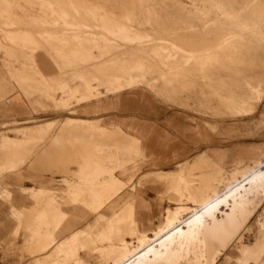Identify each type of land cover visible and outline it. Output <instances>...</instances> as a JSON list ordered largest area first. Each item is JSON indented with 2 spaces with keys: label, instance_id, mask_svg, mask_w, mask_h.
Returning a JSON list of instances; mask_svg holds the SVG:
<instances>
[{
  "label": "rangeland",
  "instance_id": "rangeland-1",
  "mask_svg": "<svg viewBox=\"0 0 264 264\" xmlns=\"http://www.w3.org/2000/svg\"><path fill=\"white\" fill-rule=\"evenodd\" d=\"M145 1L146 3H144V0H139V2L138 0H0L1 77L7 72L10 80L12 78L13 80L11 81H16L19 88H23L25 91L33 90L25 75L18 78V73L16 74L12 71V64L19 65L24 74L30 78H35L41 75L37 73L34 56L39 51H51V58L57 65H59L60 59H64L66 60L65 63H69L67 66L61 67L63 70H67L69 74L80 72L82 69L91 66V69L85 74L78 73L73 79L72 82H79L78 86L74 87L76 89H78L83 80L91 81V86L97 88L93 92L96 97H101V100H113L115 96L109 93L119 91L121 93L134 88L130 92L135 91L137 95L145 93L154 96L170 113L184 112L188 114V123L193 124L195 127L191 132L196 135L204 132L206 134V140L208 138L212 139V137L220 138L222 149L230 143H237L238 150L264 148V0H252V2L250 0ZM155 2L156 4H154ZM241 3L244 4L242 5ZM257 9L259 12H257ZM260 10L263 11L260 13ZM92 15H95V17ZM115 15L117 16L115 17ZM106 20L109 22H106ZM105 26L109 30L105 29ZM110 28H114L115 30L113 29V32H111L112 29ZM119 28H122L123 33H126L125 35L127 36L121 33ZM18 32L19 34H22L20 32L28 34V40L30 41H22L16 38ZM90 36L91 38H87ZM119 36L120 38H118ZM142 37L145 38L142 39ZM92 38H94L93 40L95 42L97 41L100 49L90 47V50L84 52L87 54H81L82 52L77 53L78 49L86 44L92 43ZM136 41L137 43H135ZM139 42L141 43L139 44ZM136 46L140 49L142 48L140 52L136 51ZM73 52L77 54L75 53L76 55H74ZM185 53L189 54L186 55ZM140 54L142 55L139 56ZM65 56L68 59H65ZM190 57L194 60H191ZM73 63L75 65H72ZM76 64L78 65L76 66ZM104 65L107 67L111 66L112 73L96 72L97 69L101 70ZM97 77L99 79L94 80ZM66 84L62 85L59 90L65 93L66 97L69 95L70 99H73L70 104L71 106L74 101L80 104L82 101L88 100V92L84 88H81L77 95L72 94L71 96L69 92L70 87ZM252 86L254 89L250 90ZM102 92L104 93L103 95L100 94ZM16 94L21 97L23 105H26L25 110H20L14 106L11 111L6 112L4 111V102H0V208H6V213L0 215V233L4 237L3 240H6L4 242L0 240V264H32L36 256V254H31L27 248L25 242L27 235L25 233L19 236L12 234L14 220L10 214L18 221V226L14 230V234L17 235L21 230L22 215L19 211L15 210L17 207L12 197V195H18L16 190L20 188L12 184L4 185L3 179L8 172L20 168L22 153L18 154L17 151L19 149L15 148L14 145H10L12 147H1L3 138L5 136L18 138V136L24 134L26 137L25 140H28V132L32 135L31 137L34 139L28 142V147L23 151L26 163L22 166V172L26 177L22 182V186L27 188L39 187L38 183L27 177L29 173H34L27 168L30 160L33 158L32 154L36 153L38 149L42 150L52 144L51 135L49 134L46 138L45 135L54 128L55 123L48 124L45 131L42 130L44 127H41L39 130H34L33 134L28 129L21 131L20 127L53 119L62 120L67 116L101 119L100 124L107 126L108 122L109 124L116 122L117 115H133L136 111L134 107H126L123 104L122 106L104 109L97 114H86L81 110L76 115H71L67 112L57 110L55 107L47 111L39 109L35 112L29 106V99L20 91L16 90L13 94L7 95L6 101L12 99V96ZM78 95L81 97L77 98ZM91 98L94 99L95 97ZM60 105L63 110H69L71 107L65 106L63 100L60 102ZM27 121L31 122L24 123ZM232 123L233 125H231ZM65 125L69 127V125L74 124H71L67 120ZM68 127H65L67 131L71 129ZM120 135H122L121 132ZM118 138L119 136L113 135L110 138H104V141L114 143L118 141ZM133 142L135 143V140ZM245 142H256L260 144L245 146ZM54 143L55 145L60 144L59 141ZM22 146L20 151L24 149V143ZM206 152L208 153V151ZM56 153L58 157L67 156V153H64L62 150ZM198 155L200 154H196L183 162L178 161L168 171L180 170L185 166V162L188 164L193 162ZM12 157L13 159H11ZM27 157L29 158L27 159ZM132 157L134 159L127 166L130 170H126L130 175H134L132 183L126 186L120 185V191L117 188H111L112 178L116 175L115 169L106 171L100 169L97 174L91 172L83 179L78 175L77 178L81 181L80 186L85 188L86 191H90L91 189L96 191L98 188H103L106 190L107 196L100 193L102 195V201L92 206L88 202V197L87 200H85L86 196L82 198V201L75 200L72 192V202L75 204H84L92 212H99L100 207L104 208L107 202L111 203L120 198L121 195L117 197L118 194L126 188L123 193L130 196L124 205L122 199L118 205L115 202L113 203L114 206H111L110 211L114 217L109 220V226L111 220L120 215L127 206L133 204L134 200L132 199L134 198L142 218H146L148 217L147 215L151 214V226L155 227L160 223L165 208L171 207L169 209L175 210L177 207L188 206L191 209L180 214L181 219H187L191 216V212L197 209L187 205V202L194 203L198 207L196 196L202 198L208 193L222 192L229 185L241 186L247 184L251 178L249 175L253 171L255 164L264 162V160H256L252 164L237 167L231 173L216 165L210 170L203 168L196 169L194 173L199 175L195 177L199 179L197 183L203 186L200 187L201 189L195 191L193 188V184L196 183L195 179L189 181L183 173L178 175L152 173L145 176L155 169L146 167L147 159L142 156L136 154ZM6 159L9 160L6 161ZM122 167V164H120V168ZM71 169L72 173H70L74 174V170H78L79 168L77 165L71 164ZM191 172H193L192 169H190ZM36 173L41 175L44 181L48 182L42 186L51 188L58 194H62V191L67 189V185L63 181L64 178L59 172H55L56 176L53 178L50 175L51 172L42 169ZM45 174H49V176H44ZM201 175H203V178L200 177ZM103 176H107L108 179L106 178L102 181ZM71 178H75V176ZM122 178L127 180L130 177L127 175ZM181 178L183 179L181 180ZM170 181L176 183V190L174 191L180 197L179 202L170 199L172 193L168 190L167 184L164 183ZM214 184L219 188L215 187ZM205 185L209 186V188L207 187V189ZM248 187L249 185H247ZM204 189L206 190L202 193ZM40 195L41 197L43 196L42 192ZM243 195L249 204L248 209H256V212L251 216L239 236V238L242 237L244 243H240L239 240L233 241L225 255L220 256L218 264H240L237 258L241 256V249H244V244L254 246L259 251L264 250V186L253 187ZM23 197V206L30 208V210L35 208L37 204L30 199L28 193L23 191ZM34 197L38 200L37 195H34ZM8 208L10 209V213H8ZM222 209L225 210L226 207H222ZM168 210L165 215V223ZM105 214L110 215V212L107 210ZM26 216L27 213H25ZM65 219L66 216L62 217L60 214L54 216L53 228L56 232L62 228V223ZM82 221L83 223L79 224V228H87V223H93L95 217ZM42 224V222H39L36 223V226L41 229L43 228ZM178 225L180 227L184 226L182 223H178L176 226ZM164 226L162 225L159 228ZM28 228L32 231L31 226ZM130 235L133 238H137V243L133 241L127 245L125 242L122 243L120 239L102 241L99 237L98 243H93V250L103 255V257L94 259L95 262L97 264H134L137 258L136 256L131 259L127 258L134 255V248L138 245V236L133 235V233H130ZM126 237L127 235L124 233L121 238L125 239ZM148 237L153 238L149 235ZM181 241L179 240L176 245V249L182 253V258L177 264H207L205 261L206 258L204 256L200 257L202 250L199 245L192 247V252L187 254L185 245H181ZM90 243V241L84 240L82 244L79 243V246L77 245L78 248L74 249H88ZM102 243L108 244V247L105 248L108 252H102L100 246L96 245ZM80 244L82 245L81 247ZM122 244H126V250H124L126 253L120 257L114 256L115 251L123 249ZM68 245L70 249H73L71 247L72 241ZM65 248V245L60 247L61 250ZM228 254L231 258L229 260L226 258ZM261 259L264 260V253H262ZM53 260H57L58 263L56 264H63L61 258L46 259L48 262H53ZM71 260L73 258L67 259V261ZM48 262H37V264H47Z\"/></svg>",
  "mask_w": 264,
  "mask_h": 264
},
{
  "label": "crops",
  "instance_id": "crops-1",
  "mask_svg": "<svg viewBox=\"0 0 264 264\" xmlns=\"http://www.w3.org/2000/svg\"><path fill=\"white\" fill-rule=\"evenodd\" d=\"M50 52L51 51L45 50L39 51L34 56L37 73L41 75L35 78L28 77V75L22 72L19 65L12 64V71L16 74L18 73V78L25 75L33 90L25 91L23 88H19L16 81H11L13 80L12 78L10 80V76L7 72L3 77L0 75V102L2 101L5 104L4 111H11L14 106L18 107L20 110L26 109V105H23L21 97L18 94L12 96V99L6 101L7 95L13 94L16 90L20 91L29 99V106H31L32 110L35 112L39 109L47 111L48 109L55 107V109L67 112L71 115H76L81 110L86 114H97L104 109L122 106L123 104L126 107H134L136 111L133 115H117L116 122L110 123L111 125L108 122V125L110 126L101 125V119L67 116L62 120L53 119L30 126L20 127L21 131L28 129L31 130V134H33L34 130H39L41 127H44L42 130L45 131L48 124L55 123L54 128L45 135V138L49 134L51 135L52 144L42 150L38 149L36 153L32 154L33 158L28 164L27 169L34 173H29L27 177L38 183L39 187L27 188L22 186V182L26 177L22 172V166L26 163L23 151L28 147V142L34 139L29 132L27 135L28 140H25L26 137L24 134L18 136L20 139L15 138L16 141L24 143V149L18 153H22L20 168L8 172L3 179L4 185L12 184L17 188H20L16 190L18 195H12V197L14 198L17 207L15 210L19 211L22 215L21 230L17 235L14 234V230L18 226V221L10 214L14 220L12 234L19 236L22 233H25L27 235L25 240L27 248L30 250L31 254H36L34 257L35 260L32 264H37V262H48L46 261L48 258H61L63 264H97L94 259L101 258L103 255L93 250V243H98L99 237L102 241H114L120 239L122 243L125 242L129 245L133 241L137 243V238H133L130 235L134 230L142 235L148 234L149 236L154 237V234L159 230V227L165 225L166 211L171 207L164 209L160 223L155 227H152L151 214L147 215L148 217L146 218H142L137 209V205L135 204V199L133 198V204L127 206L120 215L111 220L109 226V220L114 217L110 211L111 206H114L113 203L115 202L116 205H118L122 199L124 205L130 196L123 193L126 188L118 194L117 197L121 196L116 199V201L111 203L107 202L104 208L100 207L99 212H92L91 209L84 204L73 203L71 199L72 192L75 200L82 201V198L86 196L85 200H87L88 197L89 204L93 206L102 201V195L100 193L107 196L106 190L98 188L96 191L94 189L86 191L85 188L80 186L81 181L77 178L78 175L83 179L91 172L97 174L100 169L103 171L115 169L116 175L113 176L110 186L111 188H117L120 191V185L126 186L133 181L134 175H130L126 170H130L127 166L128 163L134 159L132 156L138 154L147 159L146 167L155 169L153 172H149L145 176L152 173H170L173 175L183 173L185 178L189 181L191 179L196 180V183L193 184V188L197 191L199 187H202L203 185L197 183L199 182V179L195 177L199 175L194 173V170L196 169L203 168L210 170L216 165L231 173L239 166L252 164L256 160H264V148H246L238 150L237 143H230L227 147L222 149L220 138L212 137V139L208 138V140H206V134L204 132L199 135L194 134L191 131H193L195 127L193 124L188 123V114L184 112L170 113L154 96L145 93L137 95L135 91L130 92V90H133L134 88L121 93L120 91L118 93H109L110 95L115 96L113 97V100H101V97L95 96V98L93 97L94 99L91 98L92 100L82 101L80 104L74 101L71 106L70 104L73 99H70L69 95L66 97V94L61 92L59 88L68 83L66 85L70 87L69 89L75 91L76 88L74 87L78 86L79 82H72L73 79L78 73L85 74L91 69V66L89 65V68H84L80 72L69 74L67 70L61 68L67 66L68 63H65L64 59H60L59 65H57L52 60ZM96 55L98 54L96 53ZM72 65H75V63ZM100 94L103 95L104 93L102 92ZM80 97V95L77 96V98ZM62 100L66 101L63 102L65 106H71L69 110L61 109L60 102H62ZM67 120L79 123L69 125L68 127L65 125ZM30 122L31 121H27L24 123ZM231 125H233V123ZM65 127L71 129L67 131ZM120 132L122 135H120ZM113 135L119 136L118 141L114 143L104 141V138H110ZM5 137L9 138V136ZM10 139L14 140L12 137H10ZM133 140H135V143ZM56 141H59L60 144L55 145L54 142ZM259 144L260 143L256 142L244 143L245 146ZM61 150L64 153H67V156L58 157L56 152H61ZM206 151H208V153ZM196 154L200 155L189 164L185 162V166L180 170L168 171L178 161H186ZM13 157L11 159H13ZM28 158L29 157H27V159ZM8 160L9 159H6V161ZM71 164H75L79 168L78 170H74V174H71ZM120 164H122V168H120ZM229 164L230 166H228ZM41 169L51 172L50 175L52 178L56 176L55 172L62 174L61 176L64 178L63 181L66 183L67 189L63 190L62 194H58L55 190L42 186L48 182L44 181L41 175L36 173ZM190 169H192L193 172L190 173ZM119 171L120 173L118 174ZM127 175H129L130 178L124 180L122 177ZM203 175L200 177L203 178ZM44 176H49V174H45ZM74 176L75 178H71ZM106 178L108 179L107 176H103L102 181ZM164 183L167 184L168 190L172 193L170 199L179 202L180 197L174 191L176 190V183L174 181ZM215 187L219 188L217 185H215ZM23 191L28 193L30 199L37 204L35 205V208L30 210V208L23 206ZM41 192L43 194L42 197L40 195ZM34 195L38 196V200L35 199ZM186 204L192 208H197L194 203L187 202ZM87 206L89 205L87 204ZM178 208L179 207L175 210L169 209L166 220L169 217V213L176 211ZM8 210V213H10L9 208ZM107 210L110 212V215L105 214ZM5 213L6 208H0V215H4ZM25 213H27L26 217ZM57 214H60L62 217L66 216V219L62 223V228L56 232L53 228V220L54 216ZM129 216H132L131 221ZM91 217H95L93 223L90 224V222H88L87 228H79V224L83 223L82 220L86 221ZM115 220L117 222H115ZM39 222L43 223V228L41 229L36 226V223ZM128 223L129 225H127ZM29 226H31L32 231L29 230ZM113 228H115L116 231L113 230ZM113 232L117 233L115 234ZM118 232L122 233V235L125 233L127 237L125 239L121 238L122 235ZM3 238L4 237H2V234L0 233V240L3 242L6 241L5 239L3 240ZM84 240L91 242L89 248H79L78 250H75L74 248H78L77 245L79 246V243L82 244ZM71 241V247H73V249H70L68 245ZM81 244L80 247L82 246ZM62 245L66 246L64 250L60 249ZM96 245L100 246L102 252H108L107 249L105 250V248L108 247L107 243ZM122 246L123 249L115 251L114 256L120 257L123 255L122 253L125 252L124 250L126 248L124 244H122ZM227 251L228 249L226 252ZM243 252V249H241V256L237 258V261L240 264H244ZM225 253L220 256L225 255ZM220 256L215 264H218ZM69 258H73V260L67 261ZM226 258L228 260L231 259L229 254L226 255ZM77 259L79 260L77 261ZM56 263H58L57 260H53V262H48L47 264ZM247 264H264V260L260 259L257 263L250 262Z\"/></svg>",
  "mask_w": 264,
  "mask_h": 264
},
{
  "label": "bare ground",
  "instance_id": "bare-ground-1",
  "mask_svg": "<svg viewBox=\"0 0 264 264\" xmlns=\"http://www.w3.org/2000/svg\"><path fill=\"white\" fill-rule=\"evenodd\" d=\"M46 1V0H45ZM52 1V0H51ZM60 1V0H58ZM70 1V0H69ZM72 1V0H71ZM81 1V0H80ZM102 1V0H101ZM117 1V0H116ZM137 1V0H136ZM153 1V0H152ZM161 1V0H160ZM242 1V0H239ZM244 1V0H243ZM252 2V0H250ZM28 2V1H27ZM36 2V1H34ZM63 2V1H62ZM83 2V1H82ZM86 2V1H85ZM97 2V1H96ZM112 2V1H111ZM121 2V1H120ZM123 2V1H122ZM125 2V1H124ZM139 2V0H138ZM158 2V1H157ZM79 3V2H77ZM100 3V2H99ZM113 3V2H112ZM144 3L146 1L144 0ZM249 3V2H248ZM39 4V3H38ZM37 4V5H38ZM45 4V3H44ZM71 4V3H70ZM88 4V3H87ZM101 4V3H100ZM103 4V3H102ZM130 4V3H129ZM132 4V3H131ZM142 4V2H141ZM149 4H151L149 2ZM156 4V2L154 3ZM158 4V3H157ZM161 4V3H160ZM159 4V5H160ZM167 4V3H166ZM242 5L244 3H241ZM40 5V4H39ZM77 5V4H76ZM83 5V4H82ZM91 5V4H90ZM138 5V4H137ZM136 5V6H137ZM145 5V4H144ZM263 5V4H262ZM81 6V5H80ZM87 6V5H86ZM89 6V5H88ZM151 6V5H150ZM165 6V5H164ZM256 6H258L256 4ZM142 7V6H141ZM144 7V6H143ZM254 7V6H253ZM74 8V7H73ZM80 8V7H79ZM121 8V7H120ZM140 8V7H139ZM240 8V7H239ZM255 8V7H254ZM261 8V7H259ZM258 8V9H259ZM46 9V7H45ZM54 9V8H53ZM105 9V8H104ZM142 9V8H141ZM144 9V8H143ZM164 9V8H163ZM238 9V8H237ZM252 9V7H251ZM257 9V10H258ZM79 10V9H78ZM106 10V9H105ZM166 10V9H165ZM171 10V9H170ZM89 11V10H88ZM173 11V10H172ZM255 11V10H253ZM263 10H260V13ZM95 12V11H94ZM98 12V10H97ZM259 12V10L257 11ZM253 13V12H252ZM67 14V13H66ZM69 14V13H68ZM94 14V13H93ZM98 14V13H97ZM259 14V13H258ZM263 14V12H262ZM76 15V14H75ZM90 15V14H89ZM110 15V14H108ZM60 16V15H59ZM95 17V15H92ZM104 16V15H103ZM107 16V15H106ZM117 15H115L116 17ZM126 16V15H125ZM144 16V15H143ZM97 17V15H96ZM100 17V16H99ZM114 17V18H115ZM73 18V17H72ZM75 18V17H74ZM81 18V16H80ZM92 18V17H90ZM98 18V17H97ZM109 18V17H108ZM118 18V17H117ZM129 18V17H128ZM66 19V18H65ZM70 19V18H69ZM87 19V17H86ZM101 19V18H100ZM105 19V18H104ZM110 19V18H109ZM120 19V18H119ZM131 19V18H130ZM134 19V18H133ZM137 19V18H136ZM256 19V18H255ZM82 20V19H81ZM95 20V19H93ZM98 20V19H97ZM112 20V19H111ZM87 21V20H86ZM92 21V20H91ZM104 21V20H103ZM114 21V20H113ZM123 21V20H122ZM133 21V20H132ZM131 21V22H132ZM106 22H109L106 20ZM116 22V20H115ZM85 24V23H84ZM107 24V23H106ZM88 25V24H87ZM90 25V24H89ZM96 25V24H95ZM110 25V24H109ZM115 25V24H113ZM112 25V26H113ZM99 26V25H98ZM97 26V27H98ZM103 26V25H102ZM108 26V25H107ZM82 27V26H81ZM86 27V26H85ZM101 27V26H100ZM106 27V26H105ZM110 27V26H109ZM108 27V28H109ZM114 27V26H113ZM117 27V26H116ZM119 27V26H118ZM84 28V27H83ZM77 29V28H76ZM82 29V28H81ZM95 29V28H94ZM107 29V27L105 28ZM112 29V28H110ZM114 29V28H113ZM113 29L111 32H113ZM121 33H123V29L119 28ZM109 30V29H107ZM115 30V29H114ZM117 30V29H116ZM94 31V30H93ZM118 31V30H117ZM116 31V32H117ZM98 32V31H97ZM117 32V33H120ZM22 34H17L16 38L22 40V41H30L28 40V34L24 32H20ZM228 33V32H227ZM94 34V33H93ZM124 34V33H123ZM126 34V33H125ZM124 34V35H125ZM230 34V33H229ZM121 35V34H120ZM106 36V35H105ZM104 36V37H105ZM116 36V34H115ZM118 36V35H117ZM122 36V35H121ZM127 36V35H125ZM185 36V35H184ZM187 36V34H186ZM77 37V36H76ZM81 37V36H80ZM84 37V36H83ZM113 37V36H112ZM44 38V37H43ZM86 38V37H85ZM87 38H91L87 37ZM120 38V36L118 37ZM126 38V37H125ZM129 38V37H128ZM145 37H142V39ZM78 40V38H76ZM80 39V38H79ZM82 39V38H81ZM91 39L92 43L84 45L82 48L77 50V53L82 52L81 54H87L84 53L85 51L90 50V47L99 48L97 45V41L95 42ZM109 39V38H108ZM124 39V38H123ZM187 39V37H186ZM85 40V39H84ZM107 40V39H106ZM86 41V40H85ZM84 41V42H85ZM94 41V42H93ZM104 41V40H103ZM110 41V40H109ZM108 41V42H109ZM116 41V40H114ZM113 41V42H114ZM139 41V40H138ZM78 42V41H77ZM88 42V41H87ZM125 42V41H124ZM80 43V42H79ZM106 43V42H105ZM112 43V41H111ZM116 43V42H115ZM137 43V41L135 42ZM134 43V44H135ZM141 42H139L140 44ZM188 43V42H187ZM93 46H92V45ZM103 44V42H102ZM110 44V43H109ZM133 44V43H132ZM222 44V43H221ZM224 44V43H223ZM59 45V44H58ZM91 45V46H90ZM107 45V43H106ZM161 45V44H160ZM121 46V45H120ZM140 46V45H139ZM159 46V45H158ZM223 46V45H222ZM235 46V45H234ZM137 47V46H136ZM142 47V46H140ZM103 48V47H102ZM230 48V46H229ZM72 49V48H71ZM108 49V48H107ZM137 49V50H136ZM136 51H139L142 49L136 48ZM139 49V50H138ZM147 49V48H146ZM146 49H143L144 51ZM152 49V48H151ZM160 49V47H159ZM166 49V48H165ZM164 49V50H165ZM59 50V49H57ZM56 50V51H57ZM95 50V49H94ZM102 50V49H101ZM106 50V48H105ZM157 50V48H156ZM188 50V49H187ZM61 51V50H60ZM72 51V50H71ZM134 51V50H133ZM147 51V50H146ZM158 51V50H157ZM160 51V50H159ZM171 51V50H170ZM176 51V50H175ZM184 51V50H183ZM238 51V50H237ZM63 52V51H62ZM61 52V53H62ZM68 52V51H67ZM90 52V51H89ZM98 52V51H97ZM138 52V53H139ZM152 52V51H151ZM61 53H59L61 55ZM74 53V52H73ZM72 53V54H73ZM76 53V52H75ZM74 53V55H76ZM103 53V52H102ZM112 53V51H111ZM137 53V54H138ZM147 53V52H146ZM69 54V53H68ZM89 54V53H88ZM144 54V53H142ZM140 54L139 56H141ZM150 54V53H149ZM159 54V52H158ZM162 54V53H161ZM186 54V53H185ZM189 54V53H188ZM186 54V55H188ZM59 55V56H60ZM118 55V54H117ZM157 55V54H156ZM164 55V54H163ZM64 56V55H62ZM83 56V55H82ZM112 56V55H111ZM132 56V55H131ZM152 56V54H151ZM155 56V55H154ZM174 56V55H173ZM178 56V55H177ZM176 56V57H177ZM192 57V55H190ZM195 56V55H194ZM197 56V55H196ZM77 57V56H76ZM101 57V56H100ZM108 57V56H107ZM121 57V56H120ZM124 57V56H123ZM129 57V56H128ZM144 57V56H143ZM157 57V56H155ZM164 57V56H163ZM172 57V56H171ZM190 57V58H191ZM199 58V56H197ZM64 58V57H63ZM68 59V57L65 56V59ZM70 58V57H69ZM87 58V57H86ZM92 58V56H91ZM95 58V57H93ZM141 58V57H140ZM169 58V57H168ZM174 58V57H173ZM185 58V57H183ZM187 58V57H186ZM73 59V57H72ZM75 59V58H74ZM112 59V58H111ZM122 59V58H121ZM128 59V58H126ZM131 59V58H130ZM137 59H139L137 57ZM145 59V58H144ZM149 59V58H148ZM155 59V58H154ZM165 59V58H164ZM172 59V58H171ZM188 59V58H187ZM196 59V58H195ZM84 60V59H83ZM117 60V59H116ZM115 60V61H116ZM124 60V59H123ZM140 60V59H139ZM158 60V59H157ZM168 60V59H167ZM179 60V59H178ZM177 60V61H178ZM185 60V59H184ZM191 60H194L191 58ZM66 61V60H65ZM70 61V60H68ZM67 61V62H68ZM77 61V60H76ZM80 61V60H79ZM78 61V62H79ZM89 61V60H88ZM114 61V62H115ZM120 61V60H119ZM127 61V60H126ZM134 61V60H133ZM162 61V60H161ZM188 61V60H187ZM77 62V63H78ZM112 62V61H111ZM118 62V61H116ZM169 62V61H168ZM80 63V62H79ZM159 63V61H158ZM69 64V63H68ZM111 64V63H110ZM169 64V63H168ZM179 64V63H178ZM182 64V63H181ZM78 64H76L77 66ZM107 65V64H106ZM101 70L97 69V73L104 72L112 73L111 66H106ZM174 65V64H173ZM118 66V65H117ZM115 67V66H113ZM170 67V66H169ZM117 68V67H116ZM122 68V67H121ZM180 68V67H179ZM186 69V68H185ZM164 73V72H163ZM174 73V72H173ZM166 74V73H165ZM92 76V75H91ZM111 77V76H110ZM99 78H94V80H98ZM93 80V79H92ZM62 82V81H61ZM91 81H85L79 85L78 89L75 91H72L70 89L71 96L77 95L79 93V90L81 88H84L88 92V100L91 99V97H95L93 94L94 91L97 90V88L91 86ZM68 86V85H67ZM248 87V86H247ZM66 88V87H65ZM69 88V87H68ZM62 89V88H61ZM254 87L252 86L250 90H253ZM255 91V90H254ZM118 93V92H117ZM80 100V99H79ZM65 101V100H64ZM63 101V102H64ZM66 102V101H65ZM68 105V104H67ZM264 116V114H263ZM71 124H77L79 122L71 121ZM10 145H14L15 148L19 149L17 153H19L20 149L23 147V142L16 141L15 138L10 139V137H4L3 141L1 143V147H8ZM12 147V146H10ZM264 163L262 164H256L253 168V171L250 173L249 176L251 178L248 180L247 184H243L241 186H230L224 189L222 192L219 193H208L202 198L199 196H196V201L198 203L197 209L191 212V216L187 219H181L180 214L184 211L190 210L191 208L188 206H182L179 207L176 211L170 212L169 217L166 220L165 226L162 228H159V230L154 234L153 238H149L148 235H142L138 233V231L134 230L133 235L138 236V245L134 248V255L128 257L127 259H131L133 257H137L134 264H177L178 261L182 258V253L180 250L176 249V245L179 240L181 241V245H185V250L188 253L192 252V247L199 245L202 252L200 253V257L204 256L206 258L207 264H215L217 261V258L226 252L227 249L231 246L232 242L235 240H239L240 243H244L242 241V237L239 238L241 231L243 228L247 225L249 222L251 216L256 212V209L249 210L248 209V202L244 199L245 193L249 191V189L253 187H260L264 186ZM115 179V177H114ZM116 180V179H115ZM182 180V178H181ZM114 181V180H113ZM239 182V181H238ZM247 185L249 187L247 188ZM206 188L209 186L205 185ZM207 188V189H208ZM213 188V187H212ZM199 189H201L199 187ZM206 189L202 191L204 193ZM209 191V190H208ZM210 192V191H209ZM213 192V191H211ZM79 193V192H78ZM94 204V203H93ZM222 207H226L225 210L222 209ZM220 214V216H219ZM130 221L132 220V216H129ZM187 220V221H185ZM114 222V221H113ZM115 222H117L115 220ZM178 223L184 224L183 227H180L179 225L176 226ZM114 226V223H113ZM113 230L116 231L115 228ZM115 233V232H113ZM117 233V232H116ZM115 233V234H116ZM120 234V232H118ZM243 233V232H242ZM259 240V239H258ZM126 245V244H125ZM128 245V244H127ZM131 246V245H130ZM127 247V246H126ZM262 248V247H261ZM126 250V249H125ZM119 251V250H118ZM244 263H250V262H259L262 256V253H264V250H260L254 246H247L244 244ZM123 252V251H122ZM126 252H123L124 255ZM120 254V253H119ZM120 254V255H122ZM198 257V255H196ZM209 259V262H208Z\"/></svg>",
  "mask_w": 264,
  "mask_h": 264
}]
</instances>
